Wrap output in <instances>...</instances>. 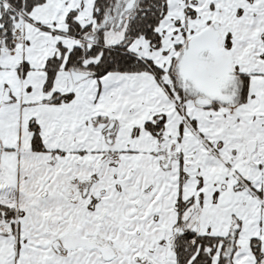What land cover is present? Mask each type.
Listing matches in <instances>:
<instances>
[{"label": "snow or ice", "instance_id": "snow-or-ice-1", "mask_svg": "<svg viewBox=\"0 0 264 264\" xmlns=\"http://www.w3.org/2000/svg\"><path fill=\"white\" fill-rule=\"evenodd\" d=\"M0 264H264V0H0Z\"/></svg>", "mask_w": 264, "mask_h": 264}]
</instances>
